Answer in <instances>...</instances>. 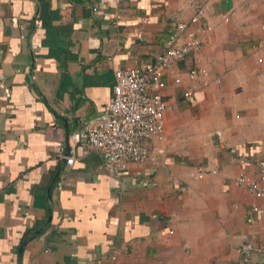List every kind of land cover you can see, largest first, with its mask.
I'll use <instances>...</instances> for the list:
<instances>
[{
	"label": "crops",
	"instance_id": "crops-1",
	"mask_svg": "<svg viewBox=\"0 0 264 264\" xmlns=\"http://www.w3.org/2000/svg\"><path fill=\"white\" fill-rule=\"evenodd\" d=\"M198 3L201 50L163 74L156 160L116 173L77 145L68 166L114 71L152 64ZM194 66L212 82L186 100ZM0 80V264H264V214L230 183L264 176V0H0Z\"/></svg>",
	"mask_w": 264,
	"mask_h": 264
},
{
	"label": "built area",
	"instance_id": "built-area-1",
	"mask_svg": "<svg viewBox=\"0 0 264 264\" xmlns=\"http://www.w3.org/2000/svg\"><path fill=\"white\" fill-rule=\"evenodd\" d=\"M204 17V5L196 4L194 13L188 22L175 25L166 36L165 50L147 66L132 65L118 68L114 71L112 95L103 111L82 124L81 129L71 134L69 143L70 155L66 164L74 162L73 150L77 145L93 147L102 157L104 166L116 173L126 170L129 163H146L156 160L155 154L145 144L157 143L161 147L166 143L164 132V113L167 109L162 90L166 87L163 79L165 70L173 64L182 62L190 53L197 54L201 50V42L189 36V29ZM261 61V60H258ZM188 86L183 92L186 100H191L202 88L212 81L210 70L194 66L187 72ZM202 83L197 84V79ZM182 80L176 78L175 84ZM213 82L219 83L218 79ZM5 86L0 80V89ZM215 174L216 170H212ZM206 172L198 170L197 178H202ZM231 184L246 189L248 195L258 204L252 206V211L264 214V176L260 182L254 181L245 173H239ZM260 252L252 243H244L238 247V253L245 262L252 254Z\"/></svg>",
	"mask_w": 264,
	"mask_h": 264
},
{
	"label": "water",
	"instance_id": "water-1",
	"mask_svg": "<svg viewBox=\"0 0 264 264\" xmlns=\"http://www.w3.org/2000/svg\"><path fill=\"white\" fill-rule=\"evenodd\" d=\"M23 249V245L20 247V251Z\"/></svg>",
	"mask_w": 264,
	"mask_h": 264
}]
</instances>
